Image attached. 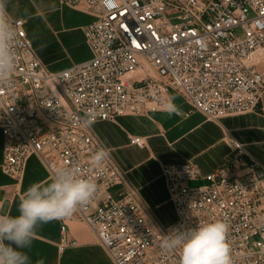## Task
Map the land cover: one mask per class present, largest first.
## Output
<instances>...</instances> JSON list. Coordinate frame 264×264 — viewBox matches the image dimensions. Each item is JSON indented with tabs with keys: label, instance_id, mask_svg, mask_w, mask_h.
Listing matches in <instances>:
<instances>
[{
	"label": "built area",
	"instance_id": "obj_1",
	"mask_svg": "<svg viewBox=\"0 0 264 264\" xmlns=\"http://www.w3.org/2000/svg\"><path fill=\"white\" fill-rule=\"evenodd\" d=\"M94 16L83 26L92 56L50 70L28 34L25 17H11L18 32L17 70L0 86L2 170L21 177L36 154L50 174L79 169L97 193L62 221L60 248L76 244L67 220L80 218L96 233L115 264H180L179 250L162 242L173 229L212 221L229 225L232 264H264V164L229 135L223 165L202 174L193 161L165 163L162 174L176 219L166 225L146 202L112 149L95 133L99 121L165 108L179 94L207 120L264 111V0H60ZM94 123H83L86 113ZM145 145V137L131 136ZM110 156L99 168L91 157ZM191 180L208 181L192 185ZM10 202L0 200V215Z\"/></svg>",
	"mask_w": 264,
	"mask_h": 264
},
{
	"label": "crops",
	"instance_id": "obj_2",
	"mask_svg": "<svg viewBox=\"0 0 264 264\" xmlns=\"http://www.w3.org/2000/svg\"><path fill=\"white\" fill-rule=\"evenodd\" d=\"M40 1L44 4L47 0ZM57 4L59 0H52L50 11L64 13L65 23L71 28H67L62 36L49 37L57 45L54 51L56 55L42 56L35 47L43 63L55 71L92 56L86 36L84 37L83 26L94 19L92 14L82 9L60 8ZM78 27L82 28V33H77V37L71 29ZM27 31L35 46L29 33L34 29L27 28ZM173 97L175 99L172 102L178 107L184 110L191 108L179 94L172 93L171 100ZM263 117V113L256 112L236 118L224 117V122L223 119L213 121L207 120L196 110L187 117L175 114L169 116L165 108H156L150 104L141 114L123 115L117 121H99L94 124V131L112 149L115 159L128 171L157 217L164 224H170L177 215L162 174L163 164L190 160L198 165L202 174L214 171L224 164L230 152L227 143L229 133L245 142L252 154L264 164V150L261 149L264 148ZM134 135L145 137V145L132 143L131 136ZM2 161L3 134L0 130V200L9 201V216H16L19 214L20 195L31 184L46 183L53 176L36 154L28 158L24 173L19 179L3 172ZM165 203L173 212L167 219L163 216L165 212L162 206ZM66 222L70 238L77 243L61 249L62 221L53 220L42 224L38 227L31 246L22 249L29 257V264H115L98 241L95 231L84 220L73 218Z\"/></svg>",
	"mask_w": 264,
	"mask_h": 264
},
{
	"label": "clouds",
	"instance_id": "obj_3",
	"mask_svg": "<svg viewBox=\"0 0 264 264\" xmlns=\"http://www.w3.org/2000/svg\"><path fill=\"white\" fill-rule=\"evenodd\" d=\"M108 8L119 6V0H104ZM18 32L8 10L7 0H0V86L11 83L17 70ZM165 105L169 116L181 109L172 101ZM85 125L94 123L93 113L82 118ZM110 154L100 149L91 157L99 168ZM79 169H58L50 181L31 184L19 197L18 215H0V264H29L22 249L29 248L40 225L72 216L78 207L87 205L97 193V185L78 175ZM229 225L212 221L195 228L173 229L162 242L167 250H179L180 264H232L227 242Z\"/></svg>",
	"mask_w": 264,
	"mask_h": 264
},
{
	"label": "rangeland",
	"instance_id": "obj_4",
	"mask_svg": "<svg viewBox=\"0 0 264 264\" xmlns=\"http://www.w3.org/2000/svg\"><path fill=\"white\" fill-rule=\"evenodd\" d=\"M56 3L55 1L53 2ZM52 5V0H47L46 3L42 4L40 0H7V6L8 10L11 14V16H24L27 18V28L34 29V31L29 32L30 35L33 37L35 47L40 52V54L43 56L44 54H51L56 55L54 51H56L57 45L55 44L54 40L49 39V37H53L55 35L62 36L65 30L67 31V28H71L66 25L65 19L63 18L64 13H56L52 12L49 9V6ZM60 8H69V9H80L78 7H73L67 4L62 3L59 0V4H57ZM49 9V10H48ZM73 34L76 36L82 33V28L78 27V29H71ZM78 33V34H77ZM84 35V34H83ZM78 37V36H77ZM85 37V35H84ZM86 39V37H85ZM86 42L88 43L87 39ZM89 45V44H88ZM62 46V44H61ZM263 113L264 111L261 109H257L254 112L249 113ZM237 114V115H229L226 117H241L243 115L249 114ZM225 117V119H226ZM264 118V117H263ZM223 122H224V118ZM228 132H231L228 130ZM162 134V133H160ZM232 135L231 133H229ZM234 136V135H233ZM262 150L264 148L261 147ZM227 158V157H226ZM20 177H17L19 179ZM208 181L204 180H191L190 184L192 185H202L206 184ZM1 192V190H0ZM1 195V193H0ZM163 213L164 218H168V216H172L173 212L172 209L169 207L167 203H165L163 206ZM169 223H166V225Z\"/></svg>",
	"mask_w": 264,
	"mask_h": 264
}]
</instances>
